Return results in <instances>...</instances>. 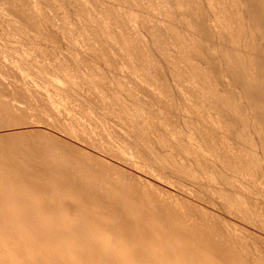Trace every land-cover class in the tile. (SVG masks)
I'll list each match as a JSON object with an SVG mask.
<instances>
[{
  "label": "rangeland",
  "instance_id": "obj_1",
  "mask_svg": "<svg viewBox=\"0 0 264 264\" xmlns=\"http://www.w3.org/2000/svg\"><path fill=\"white\" fill-rule=\"evenodd\" d=\"M4 138L0 264H264V0H0Z\"/></svg>",
  "mask_w": 264,
  "mask_h": 264
},
{
  "label": "bare ground",
  "instance_id": "obj_2",
  "mask_svg": "<svg viewBox=\"0 0 264 264\" xmlns=\"http://www.w3.org/2000/svg\"><path fill=\"white\" fill-rule=\"evenodd\" d=\"M165 4H166V2H165ZM180 6V5H179ZM229 24V23H228ZM227 27V26H226ZM225 27V28H226ZM244 39H245V37H243ZM186 40V39H185ZM245 45V44H244ZM249 45V44H248ZM193 46V45H192ZM187 47V46H186ZM185 47V48H186ZM182 49V48H181ZM181 55H183V54H181ZM180 55V56H181ZM239 56V55H238ZM235 61V60H234ZM248 68V67H247ZM192 69V68H191ZM195 70L193 69V73H195L194 72ZM249 72V71H248ZM189 73V72H188ZM191 73V72H190ZM196 74V73H195ZM194 74V75H195ZM245 74V73H244ZM188 76V75H187ZM186 76V77H187ZM189 77H190V74H189ZM192 77V76H191ZM195 77V76H194ZM183 79V78H182ZM193 79V78H192ZM201 79H203V78H201ZM194 80V79H193ZM179 82V81H178ZM193 82V81H192ZM207 82V81H206ZM185 83V82H184ZM194 84H195V82H193ZM183 85V84H182ZM204 85V84H203ZM187 86H188V84H187ZM186 87V86H185ZM212 87V86H211ZM198 88V87H197ZM190 89H192V88H190ZM189 90V89H188ZM203 90V89H202ZM212 90V89H211ZM209 91V90H208ZM193 92H195V91H193ZM23 93V92H22ZM202 93V92H201ZM246 94V93H245ZM212 95V94H211ZM210 95V96H211ZM219 97V96H218ZM14 102V101H13ZM15 102H17V101H15ZM12 103V102H11ZM207 103V102H206ZM211 103V102H210ZM15 104V103H14ZM17 104V103H16ZM207 105H208V103H207ZM11 106H12V104H11ZM219 106V105H218ZM15 107V106H14ZM21 111V110H20ZM23 113V112H22ZM220 114V113H219ZM221 118V117H220ZM220 118H218V119H220ZM223 122L225 123V120L223 119ZM220 124V123H219ZM261 129V128H260ZM17 132H18V135H22V136H24V135H27L29 132L26 130V128L24 127H20V129H18V130H16ZM261 131H263V130H261ZM17 132H16V134H17ZM3 134V133H2ZM2 137V136H1ZM57 137V136H56ZM16 139V138H15ZM27 141H30V139H26ZM19 140L18 139H16V145H12L11 144V142H10V140L8 139V138H4L2 141H1V143H0V163L2 164V163H4V162H11V152H12V150H8V149H10V148H13V149H15L16 148V146L18 147V145H19ZM262 142V141H261ZM261 147V146H260ZM262 148V147H261ZM10 169V168H9ZM129 207L126 205V209H128Z\"/></svg>",
  "mask_w": 264,
  "mask_h": 264
}]
</instances>
